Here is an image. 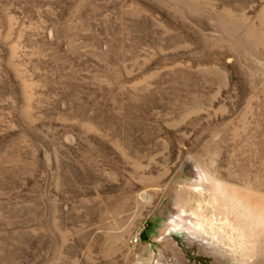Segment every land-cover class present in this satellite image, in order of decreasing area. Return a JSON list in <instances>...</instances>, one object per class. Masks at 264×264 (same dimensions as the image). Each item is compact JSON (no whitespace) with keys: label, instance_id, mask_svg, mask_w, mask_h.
<instances>
[{"label":"rangeland","instance_id":"rangeland-1","mask_svg":"<svg viewBox=\"0 0 264 264\" xmlns=\"http://www.w3.org/2000/svg\"><path fill=\"white\" fill-rule=\"evenodd\" d=\"M0 264H264V0H0Z\"/></svg>","mask_w":264,"mask_h":264},{"label":"built area","instance_id":"built-area-1","mask_svg":"<svg viewBox=\"0 0 264 264\" xmlns=\"http://www.w3.org/2000/svg\"><path fill=\"white\" fill-rule=\"evenodd\" d=\"M139 239V235H135V237L133 238V241L136 242Z\"/></svg>","mask_w":264,"mask_h":264}]
</instances>
